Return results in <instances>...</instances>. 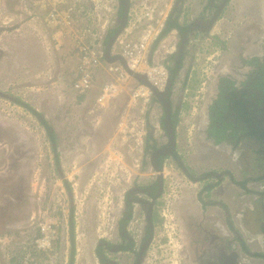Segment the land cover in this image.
Returning <instances> with one entry per match:
<instances>
[{
    "label": "rangeland",
    "instance_id": "374dc122",
    "mask_svg": "<svg viewBox=\"0 0 264 264\" xmlns=\"http://www.w3.org/2000/svg\"><path fill=\"white\" fill-rule=\"evenodd\" d=\"M118 1L0 0V264H69L70 210L73 264H97L94 248L100 239L108 240L109 220L111 223L120 211L123 194L150 175L148 155L142 152L145 138L160 142L163 132L158 125L160 108L148 90L127 74L119 77V71H110L104 63L86 93L71 86L77 74L75 38L83 30L97 35L102 52L107 33L115 26ZM208 1L129 0L125 30L115 38L110 53L119 50V41L132 45L142 35L147 41L155 38L176 3L190 21L208 13L203 9ZM230 2L239 6L233 13ZM52 9L58 15L53 22L49 18ZM222 12L209 35L196 39L209 44L212 41L205 39L218 34L229 40L238 32L243 36V27L247 32L252 26L253 46L264 43V0H228ZM242 21L244 26L238 28L241 25L237 22ZM227 22L230 28L222 35ZM173 36L169 35L168 41ZM231 48H212L205 57L218 63ZM102 62L106 61L102 58ZM211 63L205 72L198 71L199 82L186 86L182 94L180 78L174 83L172 102L180 104L181 140L198 130L194 120L216 71ZM138 65L142 69L140 60ZM153 67L162 73L159 64ZM106 85L114 87L105 93ZM181 95L185 101L193 98L189 113L178 101ZM16 99L47 122L56 135L54 143L47 139L39 120L15 104ZM200 165L202 170L204 165ZM165 168L164 215L159 216L162 225L144 264H189L185 223L179 222L185 218L177 216L175 210L181 213L184 207L195 206L193 195L199 185L174 174L176 169L169 159ZM262 218L247 225L249 234L260 231ZM43 224L54 231L48 247L40 239ZM162 238L165 241L161 242ZM37 242L44 250L37 248Z\"/></svg>",
    "mask_w": 264,
    "mask_h": 264
},
{
    "label": "flooded vegetation",
    "instance_id": "af4514ba",
    "mask_svg": "<svg viewBox=\"0 0 264 264\" xmlns=\"http://www.w3.org/2000/svg\"><path fill=\"white\" fill-rule=\"evenodd\" d=\"M227 3V0H221L220 3L209 0L203 6L208 13L190 21L182 17L184 12L181 7L177 8L176 3L155 38L150 41L145 38V56L140 62L142 69L138 68L134 72H141L148 78L147 73L155 71L151 74L153 81L149 78L148 81L163 91L161 97L168 100L170 105L173 144L170 145L171 140L164 127V104L145 87L151 94L152 101L160 108L158 125L162 129L163 140L157 142L154 139L155 148L147 154L150 170L148 179L140 185L131 186L123 194L120 211L113 216L111 223L109 220L108 240L102 238L97 242L93 255L97 264H144L157 229L160 228L159 216L164 215L161 197L166 191L165 166L168 159L174 164V174L184 176L190 184L199 185L193 195L195 206L184 207L181 213L180 210H175L177 216L181 217L182 214L185 218V222L183 218L179 222L185 223V247L189 264H243L242 253H251L249 248L242 249L240 230L232 220V213L210 192L224 179L232 185L264 186V43L253 46L254 38L250 34L253 29L250 26L246 32L247 27H243L245 21L237 22L241 25L238 28H244L243 36L238 32L228 40L216 34L214 38L205 39L212 43L195 42L198 35H209L214 23L222 18L221 13ZM119 6L120 0L117 3L115 26L108 31L113 33L108 35L105 46L120 26ZM230 7V13L239 8L233 3ZM168 19L177 28L167 29ZM229 28L230 23L227 22L225 28L222 27L221 34L225 35ZM124 30L125 27L122 31ZM164 30L165 34L160 37ZM171 34L174 36L168 41ZM224 40L228 42L224 43ZM216 47L227 50L232 47L228 56H222L218 63L205 57ZM211 62L216 71L211 79L210 89L206 92L207 96L201 98L199 117L194 120L197 121L198 130L193 135L185 134L184 140H181L178 135L180 104L178 102L174 106L172 102L174 83L179 77L182 94L186 86L199 82L201 76L199 78L198 71L205 72ZM155 64L160 65L162 73L154 69ZM158 83L162 85L157 87ZM164 87L168 88L167 95ZM192 100L193 98L182 100V95L178 99L184 104V109L188 107L185 110L188 113ZM142 152L145 153L144 148ZM152 159L157 171L152 165ZM200 164L204 165L202 170L199 168ZM211 185L213 187L206 190ZM262 245L264 253V243ZM98 246L100 250L97 252ZM256 248L255 245L251 246L252 250L256 251Z\"/></svg>",
    "mask_w": 264,
    "mask_h": 264
},
{
    "label": "built area",
    "instance_id": "2783aa9c",
    "mask_svg": "<svg viewBox=\"0 0 264 264\" xmlns=\"http://www.w3.org/2000/svg\"><path fill=\"white\" fill-rule=\"evenodd\" d=\"M41 3H43V0H41ZM57 13L55 9H52V12L49 13V18L53 22L57 18ZM87 30L81 31V34L75 38L77 41L76 45V60L75 65L77 66V74L74 76V80L72 82V88L78 93L84 94L86 93L91 85L92 80H94V77L98 75L100 70L102 69V63L105 65H108V69L110 71L118 72L119 71V77L125 76L127 73L123 70L121 65L118 63H109L102 62V52L98 50L100 40L99 37L94 36L95 34H86ZM86 32V33H85ZM147 36L142 35L139 37L138 42L135 44H123L119 41V50L116 52H112V56H120L122 57L127 67L132 70L136 71V69L139 68V60L140 62L143 61V57L145 54V48L143 49L144 42L146 41L145 38ZM89 38V39H87ZM116 42L114 43V45ZM114 45L112 47H114ZM117 65V66H113ZM92 72H91V71ZM97 72L96 76L94 75ZM128 75V74H127ZM113 85H106L103 89V91L106 93L108 90L112 89ZM76 91V92H77ZM141 144V141H140ZM250 185V184H249ZM240 192L237 195V208L234 210V212L231 214L232 220L235 223V226L240 230V233L243 234V237L247 244L255 245L256 253H263L262 250V235L257 236H251L248 232H246L244 227V217L246 214L250 211H253L255 209V206L257 203H263L264 204V186L261 184H256L255 186H247V190L240 189ZM54 233L53 230H51L50 226L46 225H40V236L41 240H44L45 247L49 246V240L51 238V235ZM37 248L40 250H44V245L41 244V242H37ZM243 264H264L262 259L260 257H255L254 255H250L247 253V255L242 253L241 256Z\"/></svg>",
    "mask_w": 264,
    "mask_h": 264
},
{
    "label": "water",
    "instance_id": "95a60500",
    "mask_svg": "<svg viewBox=\"0 0 264 264\" xmlns=\"http://www.w3.org/2000/svg\"><path fill=\"white\" fill-rule=\"evenodd\" d=\"M128 9H129V0H122V15L120 17V26L118 28V30L110 37L109 41L107 42V45L104 48V52H103V58L107 63H115L118 62L122 68L124 69V71L133 79H135L136 81L140 82L142 84V86L146 87L153 95L154 97L163 102L164 104V110H165V118H164V127L167 130V134L170 138V145H172L173 143V132H172V125L170 122V118H169V111H170V105L168 103V100H164L161 96H162V91L158 90L156 87L152 86L149 82H148V78L146 77V75L143 74H139V73H135L134 71L130 70L127 68L126 63L124 61V59L120 56H109V52H110V48L112 46V43L114 42L115 38L122 32L123 28L125 27L126 24V20H127V14H128ZM169 83V82H167ZM164 92L166 90V95H167V91L168 88L164 87ZM171 150V149H170ZM172 151V150H171ZM152 165L154 167V169L157 171L158 168L155 165L153 159L151 160ZM159 178V183L161 184V176L160 174L158 175Z\"/></svg>",
    "mask_w": 264,
    "mask_h": 264
},
{
    "label": "trees",
    "instance_id": "16d2710c",
    "mask_svg": "<svg viewBox=\"0 0 264 264\" xmlns=\"http://www.w3.org/2000/svg\"><path fill=\"white\" fill-rule=\"evenodd\" d=\"M122 11H123L122 10V0H120V6H119V10H118V15L120 17L122 15ZM167 24H168L167 29L172 28V27H176L177 28V25L175 23L170 22L169 19L167 21ZM166 30L162 31L159 36L162 37L165 34ZM111 33H113V31ZM111 33H109V32L107 33L105 41H107L108 35H110ZM14 102H15V104H17V105L23 107L24 109H26L27 111H29V113H31L35 118H37L39 120V123L41 124V126L45 130L47 139L49 140V142L54 143L55 140H56V135L53 132L52 128L47 124V122L45 120H43V118L40 116V114L37 113L33 108L28 106L26 103L22 102L21 100L16 99ZM173 122L174 123H172V124L174 125L175 124V119L174 118H173ZM160 125H161V127H163L161 123H160ZM155 145L156 144H155L154 140H150V139L148 140V138L146 137L145 138V143H144V152L148 154L151 150H153L155 148ZM53 149H55V147H53ZM55 161H56V164L59 163V160L57 159V157H55ZM65 185H66L65 186L66 189L69 190V186L67 185V183H65ZM247 185H249V184H246V186L244 185V190H247ZM240 186L242 187L243 184L240 185ZM212 187H213L212 185L208 186V187H206V190H209ZM262 209H263V212H264V206L262 207ZM71 212H72V210H70L69 222H68V224H69V237H70V242H71L70 243L69 264H73V253H74L73 220H72ZM259 229L264 233V223H262V222L260 223ZM241 246H242L243 250H246V246L242 242H241ZM96 250L98 252L100 250V247L98 246ZM258 257H263L264 258V256H260V255H258Z\"/></svg>",
    "mask_w": 264,
    "mask_h": 264
},
{
    "label": "crops",
    "instance_id": "0c3cea01",
    "mask_svg": "<svg viewBox=\"0 0 264 264\" xmlns=\"http://www.w3.org/2000/svg\"><path fill=\"white\" fill-rule=\"evenodd\" d=\"M240 189H244V185L241 187L238 185H232L230 184L226 179L222 180V182L216 186L210 193L212 196H216L215 198L219 199L225 206L228 208V210L233 213L234 210L237 208V195L240 192ZM263 205H258L257 209L255 211L249 212L246 216L247 223H251L255 220H258V222L261 220V217H264V212L262 209ZM255 234L261 233L262 231L255 229Z\"/></svg>",
    "mask_w": 264,
    "mask_h": 264
},
{
    "label": "clouds",
    "instance_id": "9594fccd",
    "mask_svg": "<svg viewBox=\"0 0 264 264\" xmlns=\"http://www.w3.org/2000/svg\"><path fill=\"white\" fill-rule=\"evenodd\" d=\"M127 16H128V14H127ZM105 48V47H104ZM112 48V47H111ZM111 48H110V52H111ZM103 52H104V49H103V51H102V58H103ZM109 52V56H112L111 55V53ZM104 59V58H103ZM125 61V60H124ZM116 63V62H115ZM118 63V62H117ZM126 63V62H125ZM126 66H127V64H126ZM122 67V66H121ZM128 68V67H127ZM129 69V68H128ZM124 70V69H123ZM139 74H141V73H139ZM135 80V79H134ZM138 82V81H137ZM139 83V82H138ZM145 88V87H144ZM237 187H238V185H236ZM237 203V202H236ZM263 205L264 206V204L263 203H257L256 204V206H255V209L253 210V211H255L256 209H257V207H258V205ZM250 212H252V211H250ZM249 213V212H248ZM247 213V214H248ZM246 214V215H247ZM246 217L247 216H245L244 217V220H243V223H244V227H245V231L246 232H248V229H247V225H248V223H246ZM246 219V220H245ZM263 219V223H264V217L262 218ZM249 233V232H248ZM251 235V234H250ZM257 235H262V236H264V233L263 232H261V233H258V234H255V236H257ZM251 236H254V235H251ZM240 237H241V242L246 246V248H249L250 249V252L251 253H249L250 255H255V257H258V255H260V256H264V253H256L255 252V250H252L251 249V246H253V243L252 244H247V242L245 241V239H244V237H243V234L242 233H240ZM263 238V237H262ZM264 243V241H262V244ZM260 259H262V261L264 262V258L263 257H260Z\"/></svg>",
    "mask_w": 264,
    "mask_h": 264
},
{
    "label": "bare ground",
    "instance_id": "6f19581e",
    "mask_svg": "<svg viewBox=\"0 0 264 264\" xmlns=\"http://www.w3.org/2000/svg\"><path fill=\"white\" fill-rule=\"evenodd\" d=\"M227 1H228V0H227ZM224 7H225V6H224ZM211 13H212V12H211ZM182 17H184V15H183ZM200 17H201V16H200ZM187 18H188V16H187ZM184 19H185V18H184ZM175 20H176V19H175ZM187 20H188V19H187ZM245 20H246V19H245ZM203 21H204V20H203ZM183 24H185V23H183ZM183 24H181V25H183ZM192 24H193V22H192ZM193 27H194V26H193ZM193 27H192V28H193ZM120 34H121V33H120ZM120 34H119V35H120ZM117 37H118V36H117ZM198 41H201V40L198 39ZM199 43H200V42H199ZM255 56H256V55H255ZM262 58H263V57H262ZM143 60H144V59H143ZM146 62H147V61H146ZM141 68H142V67H141ZM154 72H155V71H154ZM154 72H153V71H149V73L146 72L150 81H153V78L151 77V76H152L151 74H153ZM140 73H141V72H140ZM148 82H149V81H148ZM161 84H162V83H161ZM157 87H158V86H157ZM158 89H159V88H158ZM162 92H163V91H162ZM150 95H151V94H150ZM149 97H150V96H149ZM146 98H147V97H146ZM153 100H154V98H153ZM38 226H39V225H38ZM262 239H263V238H262ZM255 247H256V246H255Z\"/></svg>",
    "mask_w": 264,
    "mask_h": 264
}]
</instances>
